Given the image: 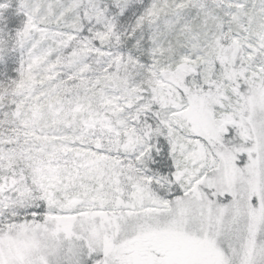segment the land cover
Masks as SVG:
<instances>
[{"label": "snow or ice", "instance_id": "snow-or-ice-1", "mask_svg": "<svg viewBox=\"0 0 264 264\" xmlns=\"http://www.w3.org/2000/svg\"><path fill=\"white\" fill-rule=\"evenodd\" d=\"M0 264H264V0H0Z\"/></svg>", "mask_w": 264, "mask_h": 264}]
</instances>
